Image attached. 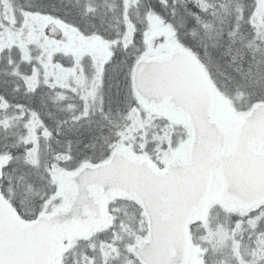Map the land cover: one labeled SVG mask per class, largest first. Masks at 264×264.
Listing matches in <instances>:
<instances>
[{"label":"snow or ice","instance_id":"snow-or-ice-1","mask_svg":"<svg viewBox=\"0 0 264 264\" xmlns=\"http://www.w3.org/2000/svg\"><path fill=\"white\" fill-rule=\"evenodd\" d=\"M0 264H264V0H0Z\"/></svg>","mask_w":264,"mask_h":264}]
</instances>
